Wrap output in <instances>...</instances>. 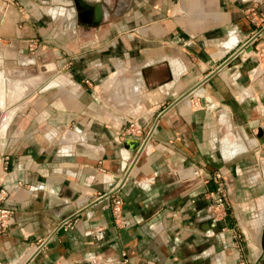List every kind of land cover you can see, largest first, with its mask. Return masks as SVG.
<instances>
[{
  "label": "crops",
  "instance_id": "0c3cea01",
  "mask_svg": "<svg viewBox=\"0 0 264 264\" xmlns=\"http://www.w3.org/2000/svg\"><path fill=\"white\" fill-rule=\"evenodd\" d=\"M101 2L0 0V264H264V0Z\"/></svg>",
  "mask_w": 264,
  "mask_h": 264
},
{
  "label": "built area",
  "instance_id": "2783aa9c",
  "mask_svg": "<svg viewBox=\"0 0 264 264\" xmlns=\"http://www.w3.org/2000/svg\"><path fill=\"white\" fill-rule=\"evenodd\" d=\"M10 3L4 4L7 7ZM20 8L23 9V6L20 5ZM41 48V41L38 37H32L29 41L28 49L29 52L33 55L38 53ZM256 54L260 58V61L264 62V42L261 44L259 49H256ZM128 132L134 133L139 131L137 126L134 123H130L127 129ZM10 155L2 154L0 155V227L4 229L8 227L9 217L11 211L3 206L5 199L7 198L8 191L3 185L4 178L9 170L10 165ZM213 180L217 185V189L215 191V202L213 206V214L216 217H221L227 214V205L229 203V190L227 188L225 176L221 171H215L213 174ZM112 209L115 216H119L122 210V199L120 197L113 198ZM69 225V223H67ZM121 264H130L129 258L126 256V252L122 253ZM137 264H156L153 260H145ZM244 264V263H241Z\"/></svg>",
  "mask_w": 264,
  "mask_h": 264
},
{
  "label": "water",
  "instance_id": "95a60500",
  "mask_svg": "<svg viewBox=\"0 0 264 264\" xmlns=\"http://www.w3.org/2000/svg\"><path fill=\"white\" fill-rule=\"evenodd\" d=\"M102 0H64V2L71 6L72 10L73 11H78L79 14L81 15L82 11L83 10H92L93 9V17H94V22L95 23H98L100 22L101 18H102V15H103V12H102V8H103V5H102ZM91 14V12H90ZM264 28L261 29L259 32H257L252 38L251 40L249 41L252 42L253 40H255L259 34H261L263 32ZM246 45H243L241 46L235 53L232 57H230L229 59H227L222 65L219 66V69L222 68L223 66L229 64L230 62H232L234 60L233 63H236L239 61V58L237 57L239 55V53L241 51H243L246 46ZM236 59V60H235ZM56 69V67H49L47 66V64H43L40 66V71L42 72H45V71H49V70H54ZM217 70H214L213 72H211V74H213L214 72H216ZM1 72H2V69L0 68V75H1ZM202 83V82H201ZM199 86L196 85L195 87H193L190 91H188L186 94L182 95L181 97H179L173 104H175L176 102H178L179 100H181L182 98L188 96L190 94L191 91H193L194 89H196L197 87ZM149 136H147V138L145 139L144 142L141 143L140 145V148H139V154L142 152V150L144 149L146 143H147V140H148ZM139 144V141L137 142V145ZM263 242H264V233H263Z\"/></svg>",
  "mask_w": 264,
  "mask_h": 264
},
{
  "label": "bare ground",
  "instance_id": "6f19581e",
  "mask_svg": "<svg viewBox=\"0 0 264 264\" xmlns=\"http://www.w3.org/2000/svg\"><path fill=\"white\" fill-rule=\"evenodd\" d=\"M47 66H49V67H55V63H53V62H51V63H48L47 64ZM13 71H11V73H12ZM3 82V81H2ZM1 83V82H0ZM4 84V83H3Z\"/></svg>",
  "mask_w": 264,
  "mask_h": 264
},
{
  "label": "rangeland",
  "instance_id": "374dc122",
  "mask_svg": "<svg viewBox=\"0 0 264 264\" xmlns=\"http://www.w3.org/2000/svg\"><path fill=\"white\" fill-rule=\"evenodd\" d=\"M35 69H36V70H37V69H39V70H40V66H36V67H35Z\"/></svg>",
  "mask_w": 264,
  "mask_h": 264
}]
</instances>
